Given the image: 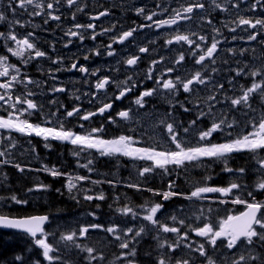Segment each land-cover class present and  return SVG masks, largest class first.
I'll return each mask as SVG.
<instances>
[{
    "label": "snow or ice",
    "instance_id": "obj_1",
    "mask_svg": "<svg viewBox=\"0 0 264 264\" xmlns=\"http://www.w3.org/2000/svg\"><path fill=\"white\" fill-rule=\"evenodd\" d=\"M212 3L216 9L222 12L228 11V8L216 3V0H212ZM226 3L230 4L232 8H239L241 4H247V0H226ZM3 4L4 0H0V7ZM59 4L60 0H50L46 4L43 0H8L7 8L11 10L13 16L16 15L17 8L26 12L28 11V6L35 8L36 11L29 12L31 16L44 15L46 9L48 18L58 21L61 17L54 14V12L58 11L55 6ZM66 4L71 8L77 4V0H66ZM157 7L159 8L160 5L158 4ZM205 7L204 3L194 0V2L186 6L182 4L180 8L172 9L173 15L170 18L156 21H153V17L158 15V13L145 14L144 8H139L136 11L137 15H143L147 21H153L157 28H162L175 26L181 21L193 20L194 12L203 10ZM250 7L252 11H257L258 7L264 9V0H254ZM77 10L82 11L83 9L77 8ZM164 11H168V9L165 8ZM107 15L109 13L105 10L90 18L98 20L100 17ZM73 19H75V16H73ZM4 22L8 23L10 30L7 33L0 32V39L5 41V47L11 56L19 58L25 66L33 59L47 57V53L39 50L30 39L34 33L28 32L26 36L19 37L12 30L15 25L24 27L25 24L23 22L18 19L9 20L5 12L0 11V23ZM44 23L47 24L48 19H45ZM206 23L211 25L212 20L208 19ZM230 24L235 26H229ZM151 26L141 25V27ZM95 27L91 23L74 25L77 30L92 29L93 34L90 37L92 40H95L97 35L94 32ZM224 27L231 33H236L238 28L243 31L248 29L256 30L249 32L246 38L247 41H257V38L260 37L259 42L264 44V18L251 19L237 14V19L226 22ZM110 31L112 29L109 28L103 30L104 33ZM136 31V28L124 31L119 37L114 38V42L123 44ZM213 33L211 43H209L207 36L194 31L188 34L176 33L173 37L167 39L166 43L168 45L173 43L188 45V48L192 50L191 54L195 57V64L200 65V68L191 72L187 77L177 75L175 78H166L170 77V74L175 71V65L182 64L185 61L183 52L173 61L174 66L166 68L160 77L154 76L153 69L150 68L146 73V78L152 80L155 86L139 92L130 102L134 107H129L116 113L120 121H124L131 127L132 123H140L136 117H148L150 119L156 115L154 111L150 112L147 110V105L150 103L148 98L157 97L163 99L169 105V111L164 116L158 120L150 119V123L141 125L139 129L131 128V130L134 133L139 132L141 139H143L144 135H147L150 139H155L156 129H159L161 133L160 139L174 146L168 150L164 149L162 143L152 147L137 146L141 143V139H137L136 136L119 135L112 139H104L99 135L104 131L103 126L91 128L87 133H76L65 126L64 121L57 116L56 112L46 116L44 124H33L27 118H21L25 114L31 116L33 112L41 111L42 106H39L34 100L29 98L35 95L31 90L26 91L22 96L13 97L14 86L25 83L37 84V86L39 84L26 76L21 79V69L9 64L6 55H0V77L7 78L6 82L0 83V89L4 90L3 93H0V102H4L11 109L8 118L0 117V130H4L9 134L18 133L22 136L39 137L45 141L44 146L46 148L51 147L50 141L68 143L73 146V155L77 157V166L86 169L89 173L95 170L93 167L94 158L91 155L95 152L100 157L118 158L123 156L133 161L147 162L145 165H141L138 170V175L144 178V183H146L151 174H159L161 177H172L174 172L176 176H179L181 173H186L193 168H203L207 172L216 163L222 165L221 170L223 172L231 173L234 177L227 186L221 187L212 186L209 183L213 178L211 174L202 175L188 193L175 190L177 188L175 179L167 181V191H157L143 187L142 182L127 184L126 187L134 188L141 192H149L152 196L160 197L161 201L179 198L189 202L202 203L207 199H211L209 194H218L220 197L225 198L233 197L230 202L233 204H244L246 211L240 215H229L221 219L218 227L213 226L210 222H203L202 226H193L189 222L192 219L197 222L208 220V217L204 215L203 208H197L191 216H188L184 213L185 206L181 205L174 213L164 217L165 205L160 201L149 199L145 205L140 206L139 211L125 204L123 207L116 209L119 215L147 223L140 224L136 230L132 227L122 228L115 223L107 226L101 223H88L80 225L78 229L60 233L59 239L64 242L65 248H75L87 254L85 256L87 264H93V261H103L105 259L103 253L97 255L95 248L78 242L87 239L91 231L105 232L112 240L118 242L117 247L122 251L116 259L126 260L127 264H135L136 245L150 233L153 234L152 239L156 241L158 252L156 264H192V261L186 258L187 254L185 256L178 254L180 249H186L188 253L198 254L199 257L203 258L201 264H264V201L257 200L253 194L254 191L264 193V57L261 58L262 62L259 66L244 61L242 67L229 68V71L235 75L227 78V84L230 87L226 88L225 83L215 79V74L219 70L215 67L209 68V65L205 64V61H208L211 65L216 64V54L220 51V45L228 39V37H223V33L219 28H213ZM65 35L78 38L81 42L85 39V36L80 31L72 29H69ZM220 37H223V39ZM237 38V36L231 37L232 40ZM239 39L245 38L239 37ZM9 41L14 46L8 45ZM64 46L67 47L68 44L66 43ZM106 47L108 49L106 52L107 56L116 55V52L112 49V44H108ZM139 51L146 53L148 49L140 47ZM228 51L236 55L235 49L229 48ZM247 51V49H241L239 55L243 56ZM93 54L100 55L101 53L96 50ZM84 59H89V56L85 55ZM139 59V56H131L124 62L127 66L133 67L137 65ZM255 59L256 57H253V60ZM60 62V60H52L54 64ZM158 62L160 61H153V64ZM224 63L227 64L228 61L225 60ZM237 63L241 62L237 61ZM58 70L56 69L55 71ZM67 70H76L90 76H97L99 71L98 69L90 70L85 66H78V62H73ZM52 71L50 70L48 74L51 75ZM236 78L245 79L248 83L247 85L241 84L239 86L240 94L238 96H228V91L236 90ZM112 83L117 84L118 94L111 98V102L103 103L95 111L84 113L81 112L79 106L73 107L72 110L64 113L65 118L77 117L80 120L89 121L95 116H105V113H109L108 116H105V119L109 123H117V120L110 114L114 101L128 98L129 93L133 92L138 87V84L132 82V76H128L120 82H115L110 77H101L98 78L94 87L97 92L106 91L107 87ZM205 90L207 91L206 96L199 95L201 91ZM52 91L64 92L66 89L56 87ZM221 91L225 93L223 100L219 99ZM181 93L187 94L185 101L178 99ZM84 95H89V93H84ZM193 97H197L195 102L192 100ZM76 99L79 100L80 97L77 96ZM95 99V94H92V100L89 103ZM51 103H55V101H51ZM188 104L192 106L189 107L187 106ZM217 104H228L229 107L216 110ZM17 105L26 107L18 108ZM140 109H145V111L140 112ZM177 109L182 110L184 113L195 111L196 115L187 124L183 121L178 122L174 116ZM257 112L259 118H257ZM235 113H240L246 117L243 122V128L250 130H240L242 122L236 118ZM230 115L231 118H229ZM54 116L57 117L56 125L48 126L52 125V117ZM80 127L83 128L84 125L81 124ZM190 136L195 137V145H192L187 139ZM217 137H226V139L222 143H216L214 141ZM7 138L11 148H15V137L9 135ZM28 143H31V141H28ZM31 151L35 152L34 146ZM236 153H247L248 158L255 161L257 165L256 173L259 178L253 185V190L248 191V195L252 197L251 202L243 200L236 195L242 188L246 187L239 180L249 171L244 167L233 168L230 166L229 162ZM82 154L87 157L86 162L83 163L79 159ZM7 155H10V149L0 151V158ZM8 164H11L20 172L26 170L25 167L13 163L9 159H0V165ZM28 170L32 171L33 169ZM157 170L159 171L157 172ZM34 171H43L53 178L64 177L67 191L73 199H77L76 193L80 191L82 182L87 181L92 184L107 182L113 185L116 183L115 181L91 180L90 175L64 173L55 167L44 166ZM6 178V176L0 177V181L6 180ZM49 189L50 185L40 183L33 188H29L28 192L48 191ZM57 191L59 192L60 190L57 189ZM4 199H9L17 205L28 204L27 199H20L15 194L7 198L0 197V200ZM83 199L86 201H103L105 195L103 192L97 195L85 194ZM77 202L79 203V200ZM218 202L223 204L227 201L220 199ZM193 206L194 204L189 205V207ZM211 211L212 209L209 208L208 212L210 213ZM182 213L184 214L182 215ZM88 215L93 217L94 220L99 219L94 212H89ZM162 217L164 218L162 219ZM48 220L49 217L46 215L12 218L0 214V229L16 230L26 234L32 239L35 247L41 250L40 255H42L43 259L48 264H53L54 261L61 260V257L53 255L58 253L60 249L48 242V236L54 235V233H47L44 229V225ZM167 221H170V223ZM190 234H194L201 240L199 242L192 240ZM209 248L212 250L211 253ZM221 249H226L227 251L221 252ZM129 257L133 259H129ZM21 259L20 256L16 257V260ZM33 264H41V262L37 259Z\"/></svg>",
    "mask_w": 264,
    "mask_h": 264
},
{
    "label": "flooded vegetation",
    "instance_id": "obj_2",
    "mask_svg": "<svg viewBox=\"0 0 264 264\" xmlns=\"http://www.w3.org/2000/svg\"><path fill=\"white\" fill-rule=\"evenodd\" d=\"M43 2L46 4L50 2V0H43ZM192 2H194V0H77V4L69 8L66 4V0H60V4L55 6L58 11L54 12V14L61 17V19L57 21L48 18L46 9L44 15H29V12L36 11V9L31 6H28L27 12L17 8L16 15L13 16L11 10L7 8L8 0H4V4L2 7H0V11H4L9 20L18 19L25 24L24 27L15 25L12 30H14L19 37L26 36L28 32L34 33L33 37L30 39L35 43L39 50L47 53V57L33 59L26 66L20 60V62L24 65V76L38 82L39 84V86H37V84L26 83L22 95L26 91L31 90L35 93V95L29 98L34 100L39 106H42L41 111L33 112L31 116H27V114H25L24 117L33 124H44L45 117L50 115L52 112H56L57 116L65 122V125L83 124L91 125L92 128L103 126L104 134H100L103 135L105 139H110L111 136L110 134H107L106 136L105 133L109 132L110 130L115 131L118 129L116 125H127L125 122L119 120V118L116 116V113L133 106L130 102L139 92L144 90L143 84H140L132 92V94L128 96V98L122 101H114L113 109L110 114L117 120V123L115 124L109 123L108 120L105 119V116H108L109 113L105 114V116H95L89 121L80 120L77 117L65 119L64 116L66 111L72 110L73 107L76 106L80 107L82 113L95 111L103 103L111 102V98L115 94H118L116 83L109 85L106 91L103 92H97L94 87L98 78L101 77H110L115 82L125 80V72L126 69H128L124 62L126 59H119L115 64V59L112 60L111 57L106 55V52L108 51L106 46L108 44H112V49L116 52V58H119L120 55H124L125 57L126 53L129 57L139 56L140 59L137 62V67L143 65L145 66L147 64L146 62H148V59L149 61L154 60L155 58L151 56L152 51L154 50L168 51V54L165 57L166 68L173 67V61H175L179 54L183 52L185 54V61L182 64L175 65V71L170 74V77H166L175 78L177 75L181 76L182 71H184L181 70V66L185 69L188 66L189 58L193 55L191 54L192 50L188 48V45L183 43H173L172 45H168L166 43L167 38H170L172 34L174 36L176 33L188 34L194 31L198 34L207 36L209 38V43H211V37L214 35L213 28H219L223 33V37H228V39L222 45H220V51H218L216 54L215 65H211L208 61H205V64H208L209 68L215 67L219 70L215 74L216 80L222 82L226 78L233 77L235 74L230 72L229 68L242 67L244 61H248L250 64L254 63L256 66L260 65L262 62L261 58L264 57V44L259 42L261 38L258 37L257 41L251 42H248L246 39L250 31L256 30L248 29L247 31H243L238 28L236 33H231L227 30V28L224 27L226 22L236 20L237 14L251 19L264 18V9L258 7L257 11L251 10L250 6L254 0H247V4H241L239 8H232L230 4L226 3V0H216V3L228 8L227 12H222L216 9L212 3V0H197V2L205 4V9L194 12L193 20L181 21L179 24L174 26V28L165 27L166 29H169L167 32L170 33V36L167 33L166 35L162 36V38H155V36L151 34L144 39L142 38L146 27H141V25H148L149 21L140 20L139 16L136 15L137 9L144 8L145 14H151L152 12L158 13V15L153 17V21H156L172 16V9L175 7L180 8L182 4L186 6ZM158 4L160 5L159 8L157 7ZM77 8H82L83 10L78 11ZM165 8H167L168 11H164ZM105 10L108 11L109 15L102 16L98 20H92L90 18ZM166 12L168 13L166 14ZM73 16H75V19H73ZM45 19H48L47 24L44 23ZM208 19L212 20L211 25L206 23V20ZM153 21L150 22V25L152 26L149 27L151 28L152 32L156 28ZM89 23L96 26L94 29V32L97 34L95 40L90 38L93 34L92 29L77 30L74 28L75 24L87 25ZM229 26L234 27L235 25L230 24ZM105 28L112 29V31L104 33L103 30ZM132 28L137 29L132 37L126 40L123 44L114 42V38L119 37L124 31L130 30ZM69 29L80 31L85 36V39L81 42V40L78 38L66 36L65 33ZM162 29L165 30L164 28ZM9 30L10 29L7 22L0 23V32L7 33ZM232 36H237L238 38L236 40H232ZM223 37L220 38L223 39ZM239 37H244L245 39H239ZM66 43L68 44L67 47L64 46ZM8 45L14 46L11 45L10 41L8 42ZM140 47H146L148 52L141 53L139 51ZM229 48L235 49L236 55L229 53ZM0 49L7 50L5 47V41L3 39H0ZM241 49H247L248 51L243 56H241L239 55V50ZM96 50H98L101 54H93ZM85 55H88L89 59L85 60ZM253 57H256V59L253 60ZM16 59L19 60V58ZM53 59L60 60L61 62L54 64L52 63ZM225 60L228 61L227 64L224 63ZM237 61H240L241 63H237ZM73 62H78V66H85L90 70L98 69V75L90 76L80 73L76 70H67ZM196 66L197 69L200 68V65ZM33 67L34 69L36 67H40L41 71L42 68H44L45 72L38 73V78H35V74L32 73L34 70ZM56 69L59 70L55 71ZM50 70H53L51 75L48 74ZM163 72H161V75H163ZM161 75L156 77H160ZM238 79L242 82H248L242 78ZM6 81L7 78L0 77V83ZM56 87H63L66 89V91H52V89ZM15 91L16 86H14L12 92L13 96L15 95ZM3 92L4 90L0 89V93ZM84 93H89V95H84ZM92 94H95L96 99L89 103V101L92 100ZM186 95L187 94L181 93L178 99L185 101ZM199 95L206 96L207 91H201ZM227 95L231 96L230 94ZM77 96L80 97L79 100L76 99ZM195 98L197 97L192 98L193 102L196 101ZM224 98L225 93L223 94V91H221L219 94V99L223 100ZM148 99L154 100L155 103H161L162 105H165L166 112L169 111V105L164 102L163 99L157 97ZM51 101H55V103H51ZM22 106L26 107L24 105ZM187 106L191 107L192 105L188 104ZM224 106L227 105L225 104ZM221 108H223V105H216V110ZM156 110L157 111L155 112L164 116V113H162L163 111L159 109ZM195 115V111L192 113H184L180 109H177L174 113L176 120L178 122L183 121L185 124L193 119ZM56 119L57 117H52V125H56ZM117 133H120L121 135H129V132H127L125 129L115 132L114 134ZM225 139L226 137H217L214 142L222 143ZM36 143H40V141L37 140ZM245 156L248 157V154L246 153ZM252 162L253 163L251 167L253 168L255 161L252 160ZM253 172H256V170H253Z\"/></svg>",
    "mask_w": 264,
    "mask_h": 264
},
{
    "label": "trees",
    "instance_id": "obj_3",
    "mask_svg": "<svg viewBox=\"0 0 264 264\" xmlns=\"http://www.w3.org/2000/svg\"><path fill=\"white\" fill-rule=\"evenodd\" d=\"M116 135L115 137H117ZM41 160L33 165L35 169H41L44 166L49 168L55 167L61 172L73 175H90L91 180L99 181H115L116 183L109 184L107 182L92 184L91 182H82L80 191L76 193L77 199H73L66 188V179L64 177L53 178L51 175L43 171H29L26 168L30 167L28 163L18 159L13 163L21 164L25 167L24 172L18 171L11 164L0 165V177L6 176V180L0 181V197H9L15 194L20 199H27V205H17L9 199L0 200V214L7 215L12 218H24L30 216L46 215L50 218V223L46 227L47 233H54L48 236V242L59 248L58 253L61 260L54 261L53 264H87L84 252L75 248H65L64 242H61L60 233L68 230L78 229L82 223L79 221V216L94 212L99 218L94 220L89 217L88 223H101L104 225L118 224L125 217L118 214L116 209L123 207L125 204L132 206L136 210H140V206L145 205L146 201H160L164 203L165 210L174 211L179 206L183 205L184 213L191 216L197 208L204 209V215L209 220H219L226 218L229 214L237 215L241 212L242 207L239 205H223L216 206L215 204H207L200 202H189L184 199L173 198L169 201H161L160 197L152 196L149 192L137 191L134 188L126 187L127 184L142 182V186L152 188L157 191H167V181L175 179L177 188L176 191L188 193L194 186L195 182L203 175L199 172L193 174L188 170L186 173L176 176L175 172L172 177H161L159 174L149 175L146 183L144 178L138 176V170L141 165L146 163H134V169L130 170L129 164L122 160H106L105 158L96 161L94 171L89 173L83 168L77 166V162L73 160L68 147H62L56 143H52L50 148L45 147V151L38 149ZM81 162V161H80ZM141 164V165H140ZM245 164L244 168L248 169L247 175L242 177L239 182L246 187L242 188L238 194L241 199L252 201V197L248 195V191L253 190L255 179L250 172V165ZM240 162L237 161L236 166L240 168ZM109 167V168H108ZM159 170H157L158 172ZM37 172V173H36ZM132 172V174H130ZM209 181L212 186H227L231 179L224 174L213 175ZM43 183L50 185L48 191H33L28 192L29 188ZM57 189L60 191L58 192ZM90 190V191H89ZM103 192L105 199L103 201L93 200L86 201L83 199L85 194L97 195ZM247 194V195H246ZM257 200H261L259 192H253ZM127 196V197H126ZM212 197V196H210ZM227 197L226 199H232ZM116 199V200H115ZM79 200V203L77 202ZM194 204L193 207H189ZM99 205V207H97ZM212 211L209 213L208 209ZM108 209V210H107ZM182 213V215L184 214ZM193 226H201L204 221L197 222L194 219L189 221ZM192 240L197 241L199 238L194 234H190ZM86 246L96 249V254L103 253L105 259L103 261H93V264H125L122 260H117L116 257L120 254L117 244L112 243L111 237L102 231H91L87 239L78 241ZM199 242V241H198ZM137 255L135 256V264H156L157 248L156 241L144 239L137 245ZM41 250L36 248L32 239L26 234L18 232H7L0 229V264H33L37 259L41 264H48L40 255ZM187 250L180 249L178 254L184 256ZM189 254V253H187ZM192 254V253H191ZM176 255V254H172ZM20 256L21 260H16ZM192 256L198 258V254L193 253ZM129 259H133L129 257Z\"/></svg>",
    "mask_w": 264,
    "mask_h": 264
},
{
    "label": "rangeland",
    "instance_id": "obj_4",
    "mask_svg": "<svg viewBox=\"0 0 264 264\" xmlns=\"http://www.w3.org/2000/svg\"><path fill=\"white\" fill-rule=\"evenodd\" d=\"M166 6V5H165ZM168 12H166V14H167ZM137 15V14H136ZM139 16V18H140V20H142V21H144V20H146V19H144V16L143 15H138ZM171 16H169V18H170ZM167 19V18H166ZM151 21H149V24L148 25H150L151 23H150ZM176 26V25H175ZM167 27V26H166ZM162 28H164L165 30H163ZM162 28H155L154 29V31L152 32L151 31V28H149V27H146L145 28V31L143 32V35H142V38L144 39L145 37H147V36H149V35H151V34H153V36H155V38L156 37H160V38H162V36H164V35H166L168 32H167V30L168 29H166L165 27H162ZM167 28H171V27H167ZM172 28H174V26H172ZM169 31V30H168ZM169 35H170V33H168ZM171 37H173V34H172V36ZM170 37V38H171ZM167 39H169V38H167ZM167 54H168V51H157V50H154V51H152V57H154L155 59L154 60H151V61H149V59H148V62H146L147 64L144 66H140V67H137V65H135V67L132 69V70H128V69H126V72H125V79L128 77V76H132V82H134V83H138V84H143L144 86H145V88H151V87H154L155 85L153 84V81H151V80H148L147 78H146V73L149 71V69L150 68H152L153 69V75L154 76H156L157 74H161V72H163V70L166 68V60H165V57L167 56ZM0 55H6L5 54V51H2V52H0ZM158 56V57H157ZM129 56L127 55V53L125 54V57H124V55H120V57L119 58H116L115 56H112L111 57V59L112 60H114L115 59V61H114V63L116 64V62L119 60V59H123V58H125V59H127ZM194 60H195V57L194 56H191L190 58H189V63H188V66L184 69L182 66H181V70H184V71H182V73H181V76H183V77H187L191 72H193L195 69H197V66L194 64L195 62H194ZM153 61H160V62H158V63H155V64H153ZM193 62V63H191V62ZM20 66H22V65H20ZM17 67V66H16ZM20 69H21V71H22V68L21 67H19ZM180 70V71H181ZM236 80H237V86H236V90H234V91H228L227 92V94H234V95H236V96H238L239 94H240V92H239V86L241 85V84H244V85H247V83L246 82H241L240 80H238V78H236ZM223 83H225V86H226V88H229L230 86L227 84V79H225V80H223L222 81ZM223 94H224V92H223ZM232 96V95H231ZM197 98H195V100H196ZM151 102V101H150ZM149 105H151V104H149ZM149 105H147V107L149 106ZM225 105V104H224ZM224 105H223V108H224ZM229 107V105L228 106H226V109ZM225 109V108H224ZM147 110H149V109H147ZM140 112H144L145 111V109H140L139 110ZM156 114H157V112H155ZM162 113H164V112H162ZM165 114V113H164ZM235 116H238L239 118H238V120H241V121H245L246 120V117H244L243 115H241L240 113H235ZM22 118V117H21ZM156 118V115H154V116H152V118H150L151 120H153V119H155ZM230 118V117H229ZM257 118H259L258 117V113H257ZM66 119V118H65ZM150 119L148 118V117H140V121H141V125H143V124H147V123H150ZM155 120H157V119H155ZM65 123V122H64ZM141 125H137V127H138V129L141 127ZM48 126H55V125H48ZM66 127H67V125H65ZM71 130H73L74 132H76V133H87L88 132V130L86 129V127L84 126L83 128H81L80 126L77 128V130H74V128L73 129H71ZM3 132H5V133H7L6 131H4V130H0V151H6V150H9L10 149V155H7L6 157H3V158H1V159H9V160H11V161H17L18 160V158H20L21 160H23V162H25V163H28V164H35V163H37L38 162V160H39V158L33 153V152H30L29 151V148L25 145V143H27V140H22V142H19V140L17 139V137H20L21 139H23V137H25V136H22V135H20V134H18V133H13V135H15V140H16V147L15 148H11V146H10V143H9V140H8V136H4L3 134ZM9 134V133H8ZM137 136H138V138L137 139H141V137H140V134L139 133H137ZM160 136H161V133H160V130L159 129H156V135H155V139H150L147 135H144L143 136V139H141V143L140 144H138L137 146H148V147H152V145L154 144V146H157L158 144H163V147H164V149L165 150H168V149H170L169 147H170V145H169V143H167V142H165V141H162L161 139H160ZM188 138H190L189 139V141H190V143H194V144H196V139H195V137H192V136H190V137H188ZM58 142V141H57ZM59 143H61V144H67L69 147H71V150L73 151V146L72 145H70V144H68V143H62V142H59ZM146 143H148V144H151V145H145ZM92 158L94 157V158H96V161L97 160H99V159H103V158H105V157H100L99 156V154L98 153H95V152H93L92 154ZM81 157H83L82 158V160H80V161H82V163L83 162H86V159H87V157H85L83 154L81 155ZM73 158H76L74 155H73ZM106 159H108V160H122V161H126L128 164H129V169L130 170H132V169H134V163H136V162H142V163H147V162H144V161H133V160H131L130 158H127V157H123V156H121V157H106ZM123 159H125V160H123ZM96 161L94 160V165H93V167L97 164L96 163ZM21 165V164H20ZM141 165V164H140ZM256 168H257V166H256ZM86 170V169H85ZM256 170V169H255ZM87 171V170H86ZM88 172V171H87ZM130 174H132V172H130ZM139 176V175H138ZM258 176V175H257ZM259 178V177H258ZM234 179V177H232L231 178V181ZM230 181V182H231ZM229 182V183H230ZM237 194V193H236ZM221 199V197H216V198H214V199H207V200H205L203 203H215V205H219L218 207H220V206H223V204H221V203H219L218 201ZM262 199H263V201H264V197H262ZM249 202H251V201H249ZM226 203H228V202H226ZM240 205H242L243 207H245V205L244 204H240ZM168 211V213H166L165 215H164V217H167L168 215H170V214H172V213H174L175 212V210L174 211H171V210H167ZM89 217H91V216H86V214H83L81 217L79 216V221L82 223V225H84L85 223H86V221L88 220V218ZM164 217H162V219L164 218ZM167 222H170V221H167ZM205 222H208V220L207 221H205ZM147 222H145V221H142V220H132L131 218H129V217H125V219H122V220H120L119 221V225H120V227H122V228H126V227H132L134 230H136L137 228H138V226L140 225V224H146ZM218 226H219V224H218ZM217 226V227H218ZM152 233H150L149 235H147V236H145L142 240H140V243L145 239V238H148V239H151L152 241H154V239H152ZM163 235V234H162ZM199 238V237H198ZM201 240V238L200 239H198L197 241H200ZM112 243H114V244H118V242H116V241H114V240H112ZM139 243V244H140ZM138 244V245H139ZM136 248H137V245H136ZM120 250V253H121V249H119ZM210 251H212L211 249H210ZM225 251H227V250H225ZM193 254V253H192ZM202 260H203V258H198V260H197V262L195 263V264H201V262H202ZM124 263L125 264H127V261L126 260H124Z\"/></svg>",
    "mask_w": 264,
    "mask_h": 264
},
{
    "label": "bare ground",
    "instance_id": "obj_5",
    "mask_svg": "<svg viewBox=\"0 0 264 264\" xmlns=\"http://www.w3.org/2000/svg\"><path fill=\"white\" fill-rule=\"evenodd\" d=\"M175 7V6H174ZM176 8V7H175ZM170 13V12H169ZM194 15V14H193ZM168 19V18H167ZM172 28V27H171ZM169 30V29H168ZM170 36V35H169ZM167 36V37H169ZM226 50V49H225ZM240 51V50H239ZM223 58V57H222ZM225 59V58H224ZM256 62V61H255ZM221 64V63H220ZM223 64V63H222ZM152 118V117H151ZM109 168V167H108ZM37 173V172H36ZM247 195V194H246ZM127 197V196H126ZM116 200V199H115ZM108 210V209H107ZM158 255V254H157Z\"/></svg>",
    "mask_w": 264,
    "mask_h": 264
},
{
    "label": "water",
    "instance_id": "obj_6",
    "mask_svg": "<svg viewBox=\"0 0 264 264\" xmlns=\"http://www.w3.org/2000/svg\"><path fill=\"white\" fill-rule=\"evenodd\" d=\"M47 224V222L45 223V225ZM45 225H44V227H45ZM4 230V229H3ZM5 231H16V230H5ZM19 232V231H18Z\"/></svg>",
    "mask_w": 264,
    "mask_h": 264
}]
</instances>
